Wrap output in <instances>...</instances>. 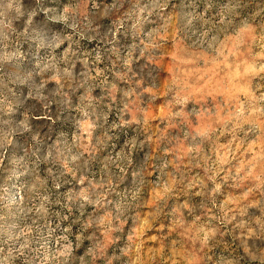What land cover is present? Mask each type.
Listing matches in <instances>:
<instances>
[{"label": "rangeland", "instance_id": "1", "mask_svg": "<svg viewBox=\"0 0 264 264\" xmlns=\"http://www.w3.org/2000/svg\"><path fill=\"white\" fill-rule=\"evenodd\" d=\"M63 3L0 0V264H264V0Z\"/></svg>", "mask_w": 264, "mask_h": 264}, {"label": "clouds", "instance_id": "2", "mask_svg": "<svg viewBox=\"0 0 264 264\" xmlns=\"http://www.w3.org/2000/svg\"><path fill=\"white\" fill-rule=\"evenodd\" d=\"M169 4H170V0H154V3L152 5V7L147 10V16L145 17V19H148L149 17H152L153 14H155V19L159 20L169 10ZM106 7H107V5H106ZM69 12H70L69 0H64V3L60 6V9H59V14H60L61 18L62 19H67V16H68ZM144 12H145V9L141 8L140 9V13H144ZM92 13H93V10L90 9V13L89 14L91 15ZM69 27L75 29V25H69ZM131 63H132V61H131V57L130 56H129V58L124 60V66H125L127 71L125 73L121 74V76H120L121 79H126V80H129V81L131 80V78L127 76V72H131L132 71ZM161 75H163V74H161ZM113 87H114V85H113ZM134 94H135L134 90L131 87H129L128 92L126 93V95L127 96H132ZM37 102H39V100ZM50 106L54 107V105H50ZM67 106L71 107L70 98H69V101L67 102ZM124 109L125 110L128 109V105L127 104L124 106ZM81 112H82V115L85 116V118L88 117V114L86 112H83V110H81ZM94 128H95V125L90 120H88V131L87 132H83L84 135L86 137L90 138L92 136V130ZM82 199L85 200V201H88V196L82 194ZM90 203H94V202H90ZM91 227H92V223L88 222L86 220L85 221V228L89 229ZM81 235H82V233H81ZM90 252H92V249L90 247H84L83 251H81L80 248L75 249V253H79L81 256L87 255Z\"/></svg>", "mask_w": 264, "mask_h": 264}, {"label": "built area", "instance_id": "3", "mask_svg": "<svg viewBox=\"0 0 264 264\" xmlns=\"http://www.w3.org/2000/svg\"><path fill=\"white\" fill-rule=\"evenodd\" d=\"M167 167V160L162 156H158L154 160L153 166V183H159L165 178V168Z\"/></svg>", "mask_w": 264, "mask_h": 264}, {"label": "crops", "instance_id": "4", "mask_svg": "<svg viewBox=\"0 0 264 264\" xmlns=\"http://www.w3.org/2000/svg\"><path fill=\"white\" fill-rule=\"evenodd\" d=\"M135 258H132L131 256V264H134Z\"/></svg>", "mask_w": 264, "mask_h": 264}]
</instances>
